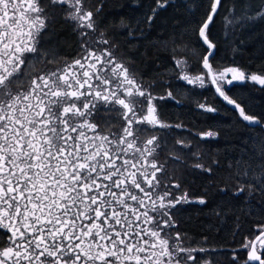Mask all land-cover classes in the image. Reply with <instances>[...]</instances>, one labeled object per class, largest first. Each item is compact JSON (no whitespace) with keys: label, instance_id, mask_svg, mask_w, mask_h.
I'll use <instances>...</instances> for the list:
<instances>
[{"label":"snow or ice","instance_id":"6c2138e0","mask_svg":"<svg viewBox=\"0 0 264 264\" xmlns=\"http://www.w3.org/2000/svg\"><path fill=\"white\" fill-rule=\"evenodd\" d=\"M180 2L186 13L192 12L187 0ZM169 4L177 5V0H156L145 14L149 29ZM65 6L67 19L95 30L93 14L84 10L83 0H0V229L11 233L8 246L0 248V264H213L193 253L217 249L186 247L181 233L173 234L172 210L193 201L187 192L174 195L179 183L162 182L158 175L167 163L158 159L161 136H142L150 130L184 128L161 121L153 103L157 99L178 103L172 92L154 96L123 61L107 48L90 47L91 42L82 43L70 63L55 70H35L37 60L54 63L40 47L42 33L50 27L56 8ZM198 7L204 8L198 25L199 40L206 46L202 70L192 75L186 60L175 59L177 79L200 89L213 87L241 122L264 132V120L227 94L246 83L264 89V74L246 73L239 67L213 68L210 57L216 44L209 38L210 26L226 6L223 0H207ZM227 12L226 37L227 25L243 27L264 20V0L256 4L241 0L239 6L233 0ZM122 27L129 39L144 35L139 22L133 27L122 21ZM95 44L108 45L109 40L101 33ZM197 107L219 111L206 101ZM98 117L104 126L97 123ZM111 119L120 122L115 131ZM199 135L218 137L214 131ZM177 144L190 147L181 140ZM240 152L259 157L261 171L254 178L264 192V142L257 145L255 137H249ZM193 156L198 159L200 154ZM170 158L182 162L179 156ZM236 163L239 167L246 162ZM192 167L212 173L200 163ZM248 187L251 194L253 187ZM243 191L241 185L233 195ZM195 202L206 203L203 197ZM257 231L253 240L245 238L241 245L248 250L243 264H264V224L257 225ZM232 259L237 262L235 254Z\"/></svg>","mask_w":264,"mask_h":264},{"label":"trees","instance_id":"16d2710c","mask_svg":"<svg viewBox=\"0 0 264 264\" xmlns=\"http://www.w3.org/2000/svg\"><path fill=\"white\" fill-rule=\"evenodd\" d=\"M187 2L192 6L191 13H186L184 3L177 0V5L170 4L158 12L150 29L144 23L145 14L155 6L156 0H83L84 10L93 14L95 30L78 27L76 21L66 18L69 11L66 6L57 7L50 27L42 33L40 46L47 59L54 63L45 61L41 64L37 60L35 70L50 71L62 67L65 62L70 63L78 56L82 43L91 42L90 47L109 49L118 60L124 62L137 82L154 96L165 97L171 91L178 103L170 99H157L153 103L161 121L170 125L183 124L184 128L150 130L142 133V136H161L162 149L158 159L162 163L167 159V163L164 173L158 175L162 182L179 183L180 188L174 190V195L187 192L193 201L179 204L172 210L176 225L173 234L180 232L186 247L217 249L214 253H193L198 259L207 258L213 264H243L248 250L242 249L241 245L246 242L245 238L253 240L258 234L257 225L264 224V192L260 190V181L254 178L261 171L259 157L250 158L242 154L240 148L249 137H255L257 145L264 142V133L260 128H249L241 122L230 108L215 97L212 87L200 89L177 79L179 71L175 68V59L186 60L188 72L197 75L202 70L200 61L206 54V48L198 37V25L203 18L204 8L198 6L206 4L207 0ZM223 3L226 7L221 16L216 17L215 23L210 26L209 38L216 44L210 63L219 70L239 67L246 72L264 74V20L243 27L236 24L226 37L223 17L228 15L227 5L233 0H223ZM235 3L239 6L241 0H235ZM252 3H258V0H252ZM135 4H139V7ZM108 7H111L109 11ZM97 8H100L99 12ZM122 21L133 27L139 22L144 29L143 37L129 39ZM82 32L87 33L83 38L80 35ZM101 33L103 38L109 40L108 45L95 44ZM242 88L234 86L227 93L236 98L249 114L264 120V89L254 90L252 97H249L241 93L244 91ZM205 101L218 109V113L197 107L198 103ZM104 116L102 111L100 117ZM100 117L97 123L104 126L105 121ZM109 123L115 131L120 122L111 119ZM208 131L217 132L218 137L202 139L199 134ZM222 138L224 143L220 142ZM178 140L190 147L177 144ZM194 152H199L198 159L193 156ZM172 156H179L182 162L177 163L170 158ZM216 159L221 165L216 163ZM199 160L206 168L212 169L210 175L192 167ZM238 160L246 163L238 167ZM226 165L234 167V170H228ZM249 165L248 175H244ZM235 184L247 189L252 185L255 200L235 197ZM221 189L225 191L221 192ZM200 197L205 199V204L195 202ZM10 235L0 229V248L8 246ZM233 250H236L235 253ZM234 254L237 262L232 259Z\"/></svg>","mask_w":264,"mask_h":264},{"label":"rangeland","instance_id":"374dc122","mask_svg":"<svg viewBox=\"0 0 264 264\" xmlns=\"http://www.w3.org/2000/svg\"><path fill=\"white\" fill-rule=\"evenodd\" d=\"M170 5V4H169ZM168 5V6H169ZM111 9V7H108V11ZM253 24L255 23V22H252ZM252 23H249V24H247V25H250V24H252ZM234 28V25H227V32H228V36L230 35L229 33H230V31L229 30H232ZM206 48V47H205ZM214 52H215V50H214ZM128 55V54H127ZM127 57H129V56H127ZM212 58V57H211ZM226 58V57H225ZM225 58H221V60H224ZM240 69H242V68H240ZM243 70V69H242ZM246 72V71H245ZM246 73H252V72H246ZM259 74V73H258ZM229 78H230V76H229ZM238 86H241V87H243L242 89L244 90V91H242L241 93L242 94H245V95H247V96H251L252 97V92H254V90H256V89H260L261 87L259 86V85H256V84H254V83H246V84H243V85H238ZM226 87V90H227V86H225ZM213 89V88H212ZM253 89V90H252ZM214 91V90H213ZM228 94V93H227ZM214 95H215V97L222 103V104H224L222 101H221V99L220 98H218L217 97V95L215 94V92H214ZM229 95V94H228ZM230 96V95H229ZM231 97V96H230ZM248 97V98H249ZM225 105V104H224ZM228 108H230V107H228ZM231 109V108H230ZM235 114H236V117L238 118V115H237V112H235V111H233ZM239 119V118H238ZM240 120V119H239ZM241 121V120H240ZM264 133V132H263ZM220 142H222V143H224V139L222 138V141H220ZM219 142V143H220ZM214 153H216V151L214 150L213 151ZM216 161V163L217 164H220V162L218 163V161L219 160H215ZM199 163L201 164V161L199 160ZM221 165V164H220ZM225 168H227L228 170H234V167L232 168V166H230V165H226L225 166ZM239 185H237V184H235V186H234V189H233V193L234 192H236L238 189H239ZM241 196H243L244 198H246V200H250V201H254L255 200V196H254V191H252L251 192V194H249V189H247V188H245L244 187V191H243V193H241L239 196H235V197H241ZM259 234V233H258ZM259 246V245H258Z\"/></svg>","mask_w":264,"mask_h":264},{"label":"water","instance_id":"95a60500","mask_svg":"<svg viewBox=\"0 0 264 264\" xmlns=\"http://www.w3.org/2000/svg\"><path fill=\"white\" fill-rule=\"evenodd\" d=\"M205 47H206V46H205ZM210 59H211V57H210ZM212 88H213V87H212ZM213 90H214V88H213ZM237 115H238V113H237ZM257 235H258V234H257ZM254 238H255V237H254ZM254 238H253V239H254Z\"/></svg>","mask_w":264,"mask_h":264},{"label":"flooded vegetation","instance_id":"af4514ba","mask_svg":"<svg viewBox=\"0 0 264 264\" xmlns=\"http://www.w3.org/2000/svg\"><path fill=\"white\" fill-rule=\"evenodd\" d=\"M202 43V42H201ZM205 47V46H204ZM213 57V56H212Z\"/></svg>","mask_w":264,"mask_h":264}]
</instances>
